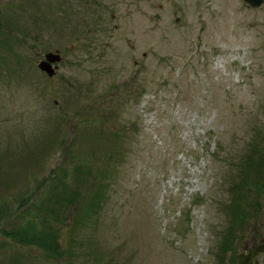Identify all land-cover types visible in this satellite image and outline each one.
Listing matches in <instances>:
<instances>
[{"label":"rangeland","instance_id":"1","mask_svg":"<svg viewBox=\"0 0 264 264\" xmlns=\"http://www.w3.org/2000/svg\"><path fill=\"white\" fill-rule=\"evenodd\" d=\"M263 159L264 4L0 0V264H237ZM30 219L64 258L6 234Z\"/></svg>","mask_w":264,"mask_h":264},{"label":"trees","instance_id":"2","mask_svg":"<svg viewBox=\"0 0 264 264\" xmlns=\"http://www.w3.org/2000/svg\"><path fill=\"white\" fill-rule=\"evenodd\" d=\"M256 168L257 169H261L262 172L264 173V159L259 161L256 163ZM264 179V176L262 177V180ZM63 188L64 191H66L68 189V185L64 180H60L55 187H59ZM257 187L260 188V191H263L262 189H264V182L260 184H257ZM73 193V192H72ZM80 196L79 194H76V196H74V198H72L71 196L69 198H66V200L68 199V201L70 202H74V199L76 197ZM70 205H62V210H63V217L58 219L56 212L52 211V213L48 214V217L51 215L54 217H57V221L62 220L63 224L66 225L67 224V213H68V207ZM76 206V205H74ZM96 207L98 206L99 208V204L95 205ZM240 206V205H238ZM94 208V206H92L91 208H85L84 211H82L81 215L83 214H91L94 211H92ZM235 209V207H234ZM243 213V210L237 211L235 210V214L237 213ZM87 212V213H86ZM245 212V210H244ZM78 214V213H77ZM76 217L80 216L77 215ZM70 215V219L72 217H74L75 215V211H70L69 213ZM31 220V221H30ZM29 220V224L24 223V226H22V224H19L20 228H18V230L14 231L12 230V228L8 231H6V234L13 238L14 242L16 243H29V244H37L39 245V247H41L42 249H44L45 251H47V255L49 257H60V258H64L65 254H66V249L63 247L62 243L59 241V234H58V230L53 229V227L51 225H48V229L50 231L47 230H39V227H37V222L36 220L30 219ZM56 221V220H55ZM49 223V221H48ZM46 227V226H45ZM18 240V241H17Z\"/></svg>","mask_w":264,"mask_h":264},{"label":"water","instance_id":"3","mask_svg":"<svg viewBox=\"0 0 264 264\" xmlns=\"http://www.w3.org/2000/svg\"><path fill=\"white\" fill-rule=\"evenodd\" d=\"M247 4L252 7L259 8L262 4H264V0H244ZM61 61V55L58 53L49 52L46 54V58L39 63V67L41 70L45 71L50 77L55 74V67H53L52 63H57ZM38 66V65H37ZM264 253V239L259 244L252 246L251 248H247L243 252L239 253L236 256L237 264H254L255 258L260 254Z\"/></svg>","mask_w":264,"mask_h":264},{"label":"bare ground","instance_id":"4","mask_svg":"<svg viewBox=\"0 0 264 264\" xmlns=\"http://www.w3.org/2000/svg\"><path fill=\"white\" fill-rule=\"evenodd\" d=\"M235 41H237V42H238V39H237V40H235ZM238 44H239V45H241V43H240V40H239Z\"/></svg>","mask_w":264,"mask_h":264},{"label":"flooded vegetation","instance_id":"5","mask_svg":"<svg viewBox=\"0 0 264 264\" xmlns=\"http://www.w3.org/2000/svg\"><path fill=\"white\" fill-rule=\"evenodd\" d=\"M53 66H56L55 64H52Z\"/></svg>","mask_w":264,"mask_h":264}]
</instances>
